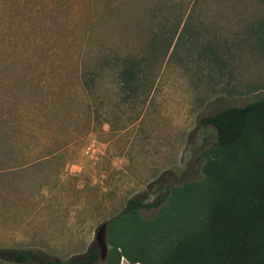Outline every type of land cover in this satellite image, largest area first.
<instances>
[{"label":"rangeland","instance_id":"374dc122","mask_svg":"<svg viewBox=\"0 0 264 264\" xmlns=\"http://www.w3.org/2000/svg\"><path fill=\"white\" fill-rule=\"evenodd\" d=\"M261 98L264 0H0V264L100 253L132 198L161 202L138 211L136 245L106 225L95 264L117 242L161 264L216 195L200 119Z\"/></svg>","mask_w":264,"mask_h":264},{"label":"trees","instance_id":"16d2710c","mask_svg":"<svg viewBox=\"0 0 264 264\" xmlns=\"http://www.w3.org/2000/svg\"><path fill=\"white\" fill-rule=\"evenodd\" d=\"M121 83L130 86L139 70L124 61ZM216 132V140L202 152V172L215 191L202 228L178 241L161 264H264V98L242 107H228L200 119ZM257 142L258 146H254ZM175 195L178 189H173ZM160 200L142 203L129 199L125 208L106 225L123 223L131 245L139 238L138 211L152 209ZM116 264H150L142 247L115 243ZM97 250L75 264H95ZM18 258L24 259L21 253ZM47 264H63L49 261Z\"/></svg>","mask_w":264,"mask_h":264},{"label":"water","instance_id":"95a60500","mask_svg":"<svg viewBox=\"0 0 264 264\" xmlns=\"http://www.w3.org/2000/svg\"><path fill=\"white\" fill-rule=\"evenodd\" d=\"M106 224L101 225L95 236L96 245L100 250V258L103 259L107 252L106 242H105Z\"/></svg>","mask_w":264,"mask_h":264},{"label":"crops","instance_id":"0c3cea01","mask_svg":"<svg viewBox=\"0 0 264 264\" xmlns=\"http://www.w3.org/2000/svg\"><path fill=\"white\" fill-rule=\"evenodd\" d=\"M125 259H123V261H124Z\"/></svg>","mask_w":264,"mask_h":264}]
</instances>
